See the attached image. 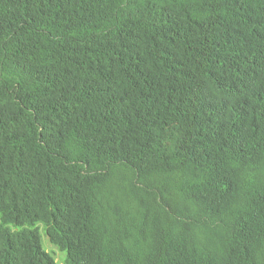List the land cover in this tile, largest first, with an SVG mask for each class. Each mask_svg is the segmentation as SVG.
<instances>
[{
	"label": "trees",
	"instance_id": "obj_1",
	"mask_svg": "<svg viewBox=\"0 0 264 264\" xmlns=\"http://www.w3.org/2000/svg\"><path fill=\"white\" fill-rule=\"evenodd\" d=\"M264 264V0H0V264Z\"/></svg>",
	"mask_w": 264,
	"mask_h": 264
},
{
	"label": "rangeland",
	"instance_id": "obj_2",
	"mask_svg": "<svg viewBox=\"0 0 264 264\" xmlns=\"http://www.w3.org/2000/svg\"><path fill=\"white\" fill-rule=\"evenodd\" d=\"M41 227L44 235V243L47 249L56 256L57 260L61 264H66V252L62 251L56 244H54L51 240V237L44 229V226L41 225Z\"/></svg>",
	"mask_w": 264,
	"mask_h": 264
}]
</instances>
